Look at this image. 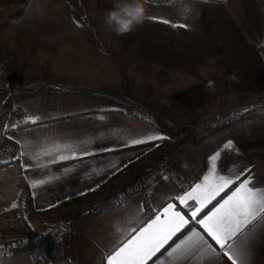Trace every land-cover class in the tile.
Returning <instances> with one entry per match:
<instances>
[{"label": "crops", "instance_id": "obj_1", "mask_svg": "<svg viewBox=\"0 0 264 264\" xmlns=\"http://www.w3.org/2000/svg\"><path fill=\"white\" fill-rule=\"evenodd\" d=\"M230 1L235 0H225L220 3L206 2V0H170L163 4L147 1L150 4L143 5L151 10L158 11L161 7H165L163 17L157 20L149 17L146 25L152 27L138 26L129 33L117 35V45L123 55L122 63L128 66V71L137 78V83L140 79L141 64L147 63L168 70L175 64H180L181 70L177 71L186 73L187 82H191L187 89L176 95H168L164 91L156 92V86L153 88L154 91H151L143 83L138 84L133 94L124 93L119 100L120 103L131 106L128 110H91L56 115L35 123H21L9 129L6 135V138L19 146L20 152L22 145L25 146L26 152H39L41 148H50L57 144H71L78 152L91 151L92 154L86 157L78 156L76 159L56 164L49 163L46 169L36 167L35 162L27 155L23 158L19 156L20 163L17 169L25 180L31 206L41 216L47 218V221L53 224L62 223L61 220L64 218L76 225L80 224V219L90 217L88 221L86 219L80 224L76 232L89 231L91 235L97 229L98 234L102 236L108 234L110 230L113 237L121 235L116 244H109V246L101 244L104 248L102 250L101 247L104 264H107V256L124 242L123 237L127 229L136 227L135 223L128 224L126 218L133 210L143 208L141 197L133 202H124L113 207L106 206L111 201L108 197L116 188L124 187L129 183L130 178L154 165L159 157L156 156V150L166 139L128 147L123 145L137 133L158 134L167 139L171 136L166 135L159 125L151 126L146 123L135 115V112L152 116L155 122L162 124L165 128L199 130L198 136V133H195V137L191 136L186 142L188 145L194 143V149L190 156L184 157L196 168L192 175L193 181L185 185L183 189L179 187L180 195L202 180L203 175L208 171V157L214 151L222 153V160L217 163L220 174H229L224 169H230L233 172L244 169L246 174L250 171L254 177L255 186L264 188V102L252 105L236 115H229L228 118L234 119L228 125L218 124L216 127L206 125V127L201 119L205 114L215 118L229 108L264 99V12L263 14L260 12L254 0H248L253 3L251 5H253L254 13L244 22L235 15L236 10L227 8ZM187 2L223 5L222 9L213 10L217 17L211 21L215 23L212 26L215 32L217 30L226 35L222 36L224 40L194 46L172 42V39L166 40V35L161 37L163 40L147 39L141 35L144 32L152 33L157 28L159 32H164L167 36L177 29L186 32V28L180 25H185L187 22L197 23L186 14L188 12L180 14L185 9L177 5ZM175 16H179L180 20L177 21ZM184 17L190 20H184ZM256 18H258V24ZM163 20H168L169 23L165 24ZM198 29L203 34V30L206 31L207 27H198ZM5 94L0 86V100L4 99ZM157 97L160 99L158 100ZM171 99L173 103H169ZM172 111L190 114V119L173 120L166 115ZM205 127L210 129V132L200 136ZM228 140L233 141L234 147L225 150L224 145ZM195 146L199 147L198 153ZM42 157L47 161L53 158L48 155ZM65 168H71L72 171L65 173ZM31 180H43L45 183L33 187ZM110 187L115 188L112 191ZM231 187L234 190L235 185ZM225 191L230 194L229 190ZM135 193L138 195L139 192ZM223 195L225 193L222 192L221 196ZM171 197L168 196L158 207H153L150 201L152 212L158 209L162 211V205L165 203H174L177 206L176 210L185 214L189 213L190 208H186ZM219 199L218 196L217 200ZM215 202L212 203L215 204ZM187 203L189 206L194 205L193 201ZM211 206L208 205V208ZM146 218L147 213L143 208L140 219ZM60 240L61 238H56L53 243L39 245L37 254L42 255L48 263L46 253L48 247H51V244L56 245ZM246 251V264H264V225L257 224L247 241ZM76 256L75 254L73 258ZM60 260L59 263L62 264V257ZM49 263L54 264L51 261ZM185 264H196V262L190 260ZM219 264H230V262L224 258Z\"/></svg>", "mask_w": 264, "mask_h": 264}, {"label": "rangeland", "instance_id": "obj_2", "mask_svg": "<svg viewBox=\"0 0 264 264\" xmlns=\"http://www.w3.org/2000/svg\"><path fill=\"white\" fill-rule=\"evenodd\" d=\"M250 2L230 1L227 8L236 10L235 15L246 22L254 13L253 3ZM254 2L263 14L264 0ZM113 4L114 0H0V86L6 93L4 99L0 100V245L44 233L54 235L53 240L45 243H53L56 238H61L56 245L48 247V263L36 252L41 243L21 256L0 253V264H50V261L60 264L61 257L63 264L66 256L71 257L73 264H102L101 244H116L121 236H111V230L104 236L98 234L97 229L91 235L89 231L76 232L80 224L90 217L80 219V224L76 225L64 218L62 223L53 224L36 212L31 206L25 180L12 154L14 142L6 138L9 129L21 123L33 122L29 117H35L38 121L81 111L128 110L131 106L120 103V98L124 93L133 94L138 84L142 83L151 91L156 86V92L164 91L168 95H176L191 84L186 80V73L177 71L181 70L180 64L168 70L147 63L140 65L137 83V78L122 63L123 55L117 45V34L104 23V15ZM143 4L150 3L140 1L143 14L139 24L141 28L150 26L146 25L149 17H155L156 20L163 17L165 9L161 7L154 11ZM185 4H176L185 9L180 14L186 11L197 22H187L185 25L189 28L185 27L186 32L177 29L167 36L157 28L152 33L144 32L141 35L152 40H163L161 37L166 35V40L194 46L224 40L222 36L225 34L217 30L216 33L212 27L215 23L211 21L217 17L213 10L222 9L223 5L204 2ZM175 18L180 20L179 16ZM198 27L207 29H202V34ZM169 101L173 103V99ZM228 110L215 118L205 114L201 119L205 126L228 125L234 119L228 118L229 115L241 113ZM166 115L176 121L190 119V114L180 112L172 111ZM156 124L166 135H171L157 148V162L130 178L129 183L116 188L115 192V187H110L113 194L108 197L111 201L106 206H119L141 197L142 201L148 198L153 207H158L168 196L175 197L185 185L193 181L196 167L184 156L192 154L194 143L188 145L186 142L191 136L195 137L199 130L170 129ZM206 127L200 136L210 132ZM135 192H139L138 195ZM13 203L16 204L15 208L12 207ZM75 254L77 256L73 258Z\"/></svg>", "mask_w": 264, "mask_h": 264}, {"label": "snow or ice", "instance_id": "obj_3", "mask_svg": "<svg viewBox=\"0 0 264 264\" xmlns=\"http://www.w3.org/2000/svg\"><path fill=\"white\" fill-rule=\"evenodd\" d=\"M162 22L169 23L168 20ZM28 119L35 123L37 118ZM164 139L167 137L137 133L123 146L149 144ZM233 147L232 140H228L224 145L225 150ZM24 148L22 145L21 158L27 155L30 160L35 161L37 157L53 156L48 161L50 164L92 154L91 151L78 152L71 144H57L50 148H41L39 152H26ZM220 160L222 153L214 151L208 157V171L202 180L182 195L171 197L190 208L188 214L176 210L174 203H165L162 205V211L158 209L146 219H140L142 207L133 210L126 222L135 223L136 227L127 229L123 237L124 242L107 256V264H185L190 260L196 264H219L224 258L230 264H246L247 241L257 224L264 225V188L255 186L254 177L250 171L246 174L244 169L235 172L224 169L229 174H220L217 167ZM35 166L38 167L36 164ZM110 167L114 168L115 165ZM69 171L72 169H64L65 173ZM30 183L35 187L45 181L31 180ZM233 185L234 190L231 187ZM225 190H229L230 194ZM222 192L225 195L221 196ZM188 201H193L194 205L189 206ZM213 201H216L215 204ZM208 205H212L211 208H208ZM12 207L15 208L16 204L13 203ZM162 257L164 259H161Z\"/></svg>", "mask_w": 264, "mask_h": 264}, {"label": "trees", "instance_id": "obj_4", "mask_svg": "<svg viewBox=\"0 0 264 264\" xmlns=\"http://www.w3.org/2000/svg\"><path fill=\"white\" fill-rule=\"evenodd\" d=\"M146 1L150 3H155V4H163V3L169 2L170 0H146ZM207 1L221 2L223 0H207ZM263 102H264V99L260 101L242 103L228 110V112H234V113L242 112L244 109L252 105L260 104ZM135 115L139 116L143 121H145L151 126L156 125V122H155L156 120L148 114L135 112ZM14 146L15 148L12 154L16 158V165L18 167V164L20 163V158H19L20 151H19V146L15 142H14ZM143 208L145 210V213H147V217L153 213L151 210V205H150V201L148 200V198H144ZM53 238H54L53 234L44 233V234H36L35 236H31L26 239L11 240V241L5 242L4 244L0 245V253H5V254L10 253L15 256H21V255L27 254L30 251L36 249L37 246L41 243L50 242L51 240H53ZM63 264H73L71 257L66 256ZM102 264H104V262Z\"/></svg>", "mask_w": 264, "mask_h": 264}, {"label": "clouds", "instance_id": "obj_5", "mask_svg": "<svg viewBox=\"0 0 264 264\" xmlns=\"http://www.w3.org/2000/svg\"><path fill=\"white\" fill-rule=\"evenodd\" d=\"M142 20L140 0H114L113 7L104 15V23L117 35L133 31ZM34 162L40 169L49 167V162L43 157H37Z\"/></svg>", "mask_w": 264, "mask_h": 264}]
</instances>
